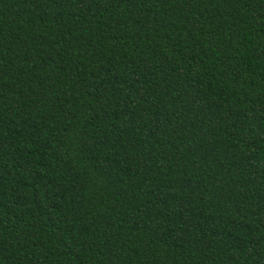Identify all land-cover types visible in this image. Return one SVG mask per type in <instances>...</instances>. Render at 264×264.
Here are the masks:
<instances>
[{
    "label": "trees",
    "instance_id": "16d2710c",
    "mask_svg": "<svg viewBox=\"0 0 264 264\" xmlns=\"http://www.w3.org/2000/svg\"><path fill=\"white\" fill-rule=\"evenodd\" d=\"M0 264H264V0H0Z\"/></svg>",
    "mask_w": 264,
    "mask_h": 264
}]
</instances>
